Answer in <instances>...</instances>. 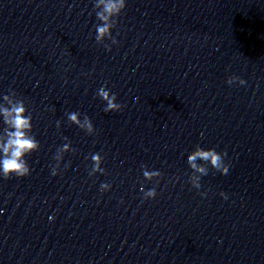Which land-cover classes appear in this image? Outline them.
Returning <instances> with one entry per match:
<instances>
[{"label": "water", "instance_id": "1", "mask_svg": "<svg viewBox=\"0 0 264 264\" xmlns=\"http://www.w3.org/2000/svg\"><path fill=\"white\" fill-rule=\"evenodd\" d=\"M95 4L0 0V93L24 101L40 144L28 176L0 178V264H264V0H126L110 51ZM102 85L120 111H103ZM197 144L229 165L198 159L199 190ZM94 152L104 172L89 176ZM141 164L161 172L154 200Z\"/></svg>", "mask_w": 264, "mask_h": 264}, {"label": "clouds", "instance_id": "2", "mask_svg": "<svg viewBox=\"0 0 264 264\" xmlns=\"http://www.w3.org/2000/svg\"><path fill=\"white\" fill-rule=\"evenodd\" d=\"M94 6L100 9L95 15L101 21L95 27V43L104 45L105 51H110L109 46L102 42L107 39L112 44L117 43L115 37L111 35V30L114 24H116V18L125 9L126 0H96ZM225 83L231 86L234 83L245 85L246 82L244 79L232 75L226 78ZM95 96L103 102V111L105 113L118 112L122 109V105L117 102L116 94L111 92L105 85L100 86L96 90ZM65 116L69 124L75 125L78 129L85 132V134L93 135L95 133L93 123L89 116L84 115L83 119H81L78 111L66 112ZM32 119V114L27 110L24 101L22 99H16L13 91H8L6 94L0 93V178L8 179L15 177L20 179L30 174L31 170L26 157L38 151L40 147L39 141L32 133ZM56 128H60L59 120L56 122ZM70 147V144L65 141L56 148L52 157L55 163L50 166L51 176L58 174L61 161L63 160V154L69 152ZM225 155L222 151H216L214 147L204 148L200 144L195 145L192 151L185 154V161L189 168L199 174L189 176L190 186L199 190L201 187L199 184L200 176L205 175L207 171L204 166L196 163L198 159L207 162L208 165L221 175L227 174L229 165L224 160ZM87 159H90L91 162V168L88 171L89 176L96 173L103 174L104 170L101 167L102 156L99 152L90 153ZM67 167L68 163H65L64 168ZM140 171L144 181H155V184L147 190L141 185V199L142 201L154 200L157 195L156 186L159 185L161 172L158 169H149L143 164L140 166ZM110 188V183L101 182L98 190L100 192H108ZM199 195L203 197L205 193L199 192ZM219 195L221 198L227 199L224 192H220Z\"/></svg>", "mask_w": 264, "mask_h": 264}]
</instances>
